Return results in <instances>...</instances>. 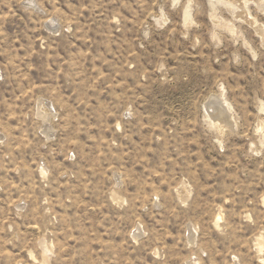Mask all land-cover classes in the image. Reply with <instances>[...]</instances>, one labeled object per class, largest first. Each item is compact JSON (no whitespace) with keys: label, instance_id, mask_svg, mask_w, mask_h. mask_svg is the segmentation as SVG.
I'll use <instances>...</instances> for the list:
<instances>
[{"label":"rangeland","instance_id":"obj_1","mask_svg":"<svg viewBox=\"0 0 264 264\" xmlns=\"http://www.w3.org/2000/svg\"><path fill=\"white\" fill-rule=\"evenodd\" d=\"M33 1L0 0V264H264V0Z\"/></svg>","mask_w":264,"mask_h":264},{"label":"bare ground","instance_id":"obj_2","mask_svg":"<svg viewBox=\"0 0 264 264\" xmlns=\"http://www.w3.org/2000/svg\"><path fill=\"white\" fill-rule=\"evenodd\" d=\"M30 2H34V1L33 0H30ZM260 4H261L260 6H264V3H260ZM47 23H48V27L51 28V29H54L55 30L58 27V24L56 23V19L54 21H47Z\"/></svg>","mask_w":264,"mask_h":264}]
</instances>
